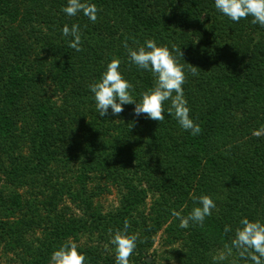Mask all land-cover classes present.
Wrapping results in <instances>:
<instances>
[{
    "label": "trees",
    "instance_id": "trees-1",
    "mask_svg": "<svg viewBox=\"0 0 264 264\" xmlns=\"http://www.w3.org/2000/svg\"><path fill=\"white\" fill-rule=\"evenodd\" d=\"M82 2L100 9L95 23L65 14L67 0H0V252L19 264H50L71 239L82 243L85 264H115L110 241L127 220L128 234L138 235L130 264H149L160 231L162 246L178 245L164 264H216L242 218L264 223V135H252L264 126V27L252 17L232 21L214 0ZM65 24L80 26L83 51L69 47ZM148 39L183 53V91L199 135L168 114L170 101L163 121L136 116L135 104L99 116L89 85L113 57L137 102L154 86L124 47ZM96 180L120 190L107 214L88 189ZM201 195L214 200L212 214L180 227L172 212L187 216ZM64 200L81 217L57 210ZM233 261L244 264L234 249L219 264Z\"/></svg>",
    "mask_w": 264,
    "mask_h": 264
},
{
    "label": "clouds",
    "instance_id": "clouds-1",
    "mask_svg": "<svg viewBox=\"0 0 264 264\" xmlns=\"http://www.w3.org/2000/svg\"><path fill=\"white\" fill-rule=\"evenodd\" d=\"M216 9L225 17L234 22L252 17V24L264 27V0H214ZM62 11L68 16H76L82 12L93 23L97 21V13L100 9L94 3L82 2V0H67V6ZM62 35L71 37L69 47L77 52L83 51L82 32L77 24L69 27L65 24ZM124 47L128 49L130 61L138 68L151 71L155 77L154 86L141 93V100L137 102L133 96V85L126 80L120 72L121 61L113 57L106 66V71L100 79L89 85L94 94L96 109L100 117L108 114L109 108L112 115L117 116L124 111L122 105L135 104L133 109L136 116L145 114L154 121L165 119L164 103L170 101L168 114L175 116L181 128L195 136L202 131L199 124L190 117V108L184 96L183 85L186 82L185 65L180 63L183 57L180 48L173 46L170 50L166 45L158 46L154 39L145 40L144 45L133 50L125 41ZM178 55H175V54ZM179 57V58H178ZM188 71L198 75L197 67L188 64ZM255 137L264 135V126L252 133ZM198 206L193 207L187 216L173 211L172 215L179 218L180 227L187 228L190 222L202 224L207 216L212 214L216 207L214 200L209 195L193 196ZM240 227L235 229L230 246L225 245V250L213 256V261L219 264L236 250L239 260L244 264H264V223L259 220L250 221L242 218ZM130 225L124 221V227L117 230L110 243L115 247V264H130V257L137 247V234H128ZM229 226H225L224 233L231 232ZM79 245L69 240L62 244L51 255L50 264H85V255L78 251ZM236 264V261H233Z\"/></svg>",
    "mask_w": 264,
    "mask_h": 264
},
{
    "label": "rangeland",
    "instance_id": "rangeland-1",
    "mask_svg": "<svg viewBox=\"0 0 264 264\" xmlns=\"http://www.w3.org/2000/svg\"><path fill=\"white\" fill-rule=\"evenodd\" d=\"M99 186V188H97ZM89 190H94V205L95 208L98 209L103 214H107L119 205L120 200V190L119 188L114 187H105L104 182L96 180L92 184L89 185ZM103 190V191H102ZM99 192V193H98ZM152 201V198L148 196L146 200V208L150 206V202ZM57 210L64 211L67 214H74L75 216L81 217V212L77 211L74 206L69 204L66 200L59 204L57 206ZM163 232L160 231L156 236H154L152 242L153 245L151 249L147 253V260L149 264H164V259L169 255L167 254V251L175 248L177 250L178 245L176 246H162L164 235ZM82 242H86V238H82ZM82 243H79V246ZM89 244L93 246H98V243L92 241H89ZM105 248V247H104ZM107 249L109 247H106ZM110 250V249H109ZM170 263H174L173 261H170ZM0 264H19L14 258L12 254L4 255L0 252Z\"/></svg>",
    "mask_w": 264,
    "mask_h": 264
}]
</instances>
